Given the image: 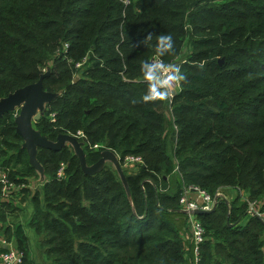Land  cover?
Returning a JSON list of instances; mask_svg holds the SVG:
<instances>
[{
  "label": "trees",
  "instance_id": "16d2710c",
  "mask_svg": "<svg viewBox=\"0 0 264 264\" xmlns=\"http://www.w3.org/2000/svg\"><path fill=\"white\" fill-rule=\"evenodd\" d=\"M185 47L169 98L154 89L153 58L171 64ZM42 76L58 94L34 123L42 135L82 132L89 166L106 151L143 161L123 168L125 181L108 165L87 174L70 146L39 149L46 180L33 224L54 264H191L167 216L182 210L183 184L239 193L199 216L198 264H264V220L241 197H264V0H0V100ZM16 116L0 117V166L28 186L38 173ZM175 171L182 182L171 193ZM14 235L31 264L22 224Z\"/></svg>",
  "mask_w": 264,
  "mask_h": 264
},
{
  "label": "rangeland",
  "instance_id": "374dc122",
  "mask_svg": "<svg viewBox=\"0 0 264 264\" xmlns=\"http://www.w3.org/2000/svg\"><path fill=\"white\" fill-rule=\"evenodd\" d=\"M188 47H185L182 54L179 55L172 63H171V73L169 78L170 87L169 90L165 91L167 96L171 98V95L175 93V91L179 90V70L180 65L186 58V52ZM80 66V65H79ZM84 67V66H83ZM82 67V68H83ZM86 67V66H85ZM84 67V68H85ZM83 68V69H84ZM172 115H167V132L166 137L168 140V152L173 157V162L176 165L177 160L173 154V146L174 141L172 138L174 128L171 124ZM24 144V143H23ZM72 148V152L76 154V151L71 145H68ZM110 152V151H108ZM118 156V160L120 162V166L123 168L129 167L133 164H140V162L134 161L129 164L126 162L123 163L120 159V155ZM140 157V156H138ZM105 165L110 166L117 175L122 179L121 172L117 169L115 163L113 161H107ZM131 170V167H129ZM37 174H33L30 182V185H26V189H22L16 196V199H12L11 201H2L0 202V244H4L5 246H9V248L21 249L18 241L14 235V231L18 225L23 226L25 233L28 237V242L26 245L27 251V261L31 264H54V259L50 258L47 254V246L45 245V238L42 233H38L35 225L33 224V216H34V204L32 202V197L36 193L38 189H42L43 184L46 180V175L42 177L41 173L37 170ZM126 176L125 172H123ZM181 177L178 171H175L170 176V192L175 193L177 191V187L179 183H181ZM244 192L241 194V197L249 198L248 194ZM221 192V200H225L226 202L232 204L235 200V197L239 194L235 191V187L226 186L220 189ZM250 199V198H249ZM251 200V199H250ZM239 204L241 202L239 201ZM255 210H251L250 205L248 204L247 213L251 216V214H255L264 220V197L258 201H256L255 206L253 207ZM167 216L174 223L175 226L180 228V231L186 238V243L188 246L187 258L188 263H194V253H193V245H192V226L188 215L183 211V209L179 212L168 213ZM2 226V227H1ZM11 226V230L6 231V228ZM191 250V251H190Z\"/></svg>",
  "mask_w": 264,
  "mask_h": 264
},
{
  "label": "water",
  "instance_id": "95a60500",
  "mask_svg": "<svg viewBox=\"0 0 264 264\" xmlns=\"http://www.w3.org/2000/svg\"><path fill=\"white\" fill-rule=\"evenodd\" d=\"M44 76H42L38 82L20 88L0 100V117L4 116L7 112H18V116L15 120L16 130L24 140L23 147L28 151L31 165L41 173L42 177H44V169L38 160L39 149L61 150L71 145L80 159L84 172L87 174L95 173L102 168L107 161H113L117 169L121 172L122 178L126 181V176L120 166L118 156L114 152H104L102 158L96 164L89 166L87 164L83 143L77 136L62 133L58 136L57 140L53 141L47 136L42 135V133L35 128L34 123H37L42 118L47 105L58 97L57 93L49 92L44 89ZM196 213L202 214L203 211L198 210Z\"/></svg>",
  "mask_w": 264,
  "mask_h": 264
},
{
  "label": "built area",
  "instance_id": "2783aa9c",
  "mask_svg": "<svg viewBox=\"0 0 264 264\" xmlns=\"http://www.w3.org/2000/svg\"><path fill=\"white\" fill-rule=\"evenodd\" d=\"M125 5H130L131 0H123ZM153 63L157 67L159 74L154 83V89L157 90H169L170 83V73H171V64H165L161 58L154 57ZM80 65V64H79ZM78 65V66H79ZM174 93L171 95L173 97ZM18 116V112H16ZM16 116V117H17ZM52 121H56V113H52ZM79 139L84 137L82 132H79L77 135ZM98 147V146H96ZM143 162L141 157L138 156H127L125 162L127 164L131 162ZM65 171V166L62 165L58 171V176L63 177ZM26 185H18L15 181L10 178V175L6 169L0 166V202L2 201H11L16 199L17 194L25 187ZM221 197L220 189L215 196L203 190L198 186H190L183 184L181 195H180V205L183 211L188 215L191 226H192V245L194 253V264H198L201 254V249L203 244L206 242V229L203 225V222L200 220L196 211L201 210L203 213L211 212L217 208L219 198ZM244 200L248 202L251 210L258 200H250L249 198L244 197ZM249 210V209H248ZM255 216V214H251ZM7 250L1 254L2 264H22L25 257V252L21 249L9 248L6 246Z\"/></svg>",
  "mask_w": 264,
  "mask_h": 264
},
{
  "label": "crops",
  "instance_id": "0c3cea01",
  "mask_svg": "<svg viewBox=\"0 0 264 264\" xmlns=\"http://www.w3.org/2000/svg\"><path fill=\"white\" fill-rule=\"evenodd\" d=\"M176 92H177V91H175V93H176ZM175 93H174V94H175ZM168 114L170 115V113H168ZM172 118H173V117H172ZM174 127H175V126H174Z\"/></svg>",
  "mask_w": 264,
  "mask_h": 264
},
{
  "label": "clouds",
  "instance_id": "9594fccd",
  "mask_svg": "<svg viewBox=\"0 0 264 264\" xmlns=\"http://www.w3.org/2000/svg\"><path fill=\"white\" fill-rule=\"evenodd\" d=\"M168 39L170 40L171 38H170V37H168Z\"/></svg>",
  "mask_w": 264,
  "mask_h": 264
}]
</instances>
